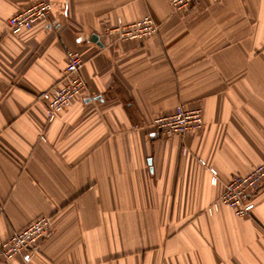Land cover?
I'll return each instance as SVG.
<instances>
[{
  "label": "crops",
  "instance_id": "obj_1",
  "mask_svg": "<svg viewBox=\"0 0 264 264\" xmlns=\"http://www.w3.org/2000/svg\"><path fill=\"white\" fill-rule=\"evenodd\" d=\"M39 1L0 0V246L40 216L51 229L0 264H264V182L243 217L212 207L264 164V0H45L48 19L7 31ZM144 16L156 35L111 33ZM68 51L85 89L49 121L38 94ZM178 105L201 129L155 134Z\"/></svg>",
  "mask_w": 264,
  "mask_h": 264
},
{
  "label": "built area",
  "instance_id": "obj_2",
  "mask_svg": "<svg viewBox=\"0 0 264 264\" xmlns=\"http://www.w3.org/2000/svg\"><path fill=\"white\" fill-rule=\"evenodd\" d=\"M200 0H166L176 12L185 10ZM51 5L48 1L36 2L24 10L16 13L7 21V31L13 34L31 29L35 24L48 19ZM158 26L151 16H144L139 21L123 24L118 21L111 29V33L118 41L145 40L156 35ZM63 83L54 85L38 94V99L44 102L49 121L61 112L69 103L80 96L85 89L79 70L82 59L78 53H66ZM150 127L153 132L162 137H182L189 131H197L202 127L200 108H188L178 105L175 110L165 116L154 118ZM203 164V162H201ZM211 183H217L216 171L210 169ZM264 182V164L256 166L251 172L243 176H235L223 184V190L212 204L226 206L236 217H243L250 213L253 203L246 199L248 194L257 192ZM51 221L49 217L40 216L25 226L22 230L12 234L0 246V255L5 259L15 256H28L37 251L41 241L49 234Z\"/></svg>",
  "mask_w": 264,
  "mask_h": 264
},
{
  "label": "water",
  "instance_id": "obj_3",
  "mask_svg": "<svg viewBox=\"0 0 264 264\" xmlns=\"http://www.w3.org/2000/svg\"><path fill=\"white\" fill-rule=\"evenodd\" d=\"M95 39V38H94Z\"/></svg>",
  "mask_w": 264,
  "mask_h": 264
}]
</instances>
